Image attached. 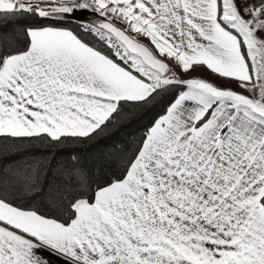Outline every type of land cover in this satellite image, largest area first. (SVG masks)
Wrapping results in <instances>:
<instances>
[{"label":"snow or ice","instance_id":"6c2138e0","mask_svg":"<svg viewBox=\"0 0 264 264\" xmlns=\"http://www.w3.org/2000/svg\"><path fill=\"white\" fill-rule=\"evenodd\" d=\"M0 264H264V0H0Z\"/></svg>","mask_w":264,"mask_h":264},{"label":"trees","instance_id":"16d2710c","mask_svg":"<svg viewBox=\"0 0 264 264\" xmlns=\"http://www.w3.org/2000/svg\"><path fill=\"white\" fill-rule=\"evenodd\" d=\"M9 30H11V26L9 27ZM151 114V112H149L147 115L142 113L137 114L130 122H127L125 126L115 129L111 139L103 141V144L119 142L128 137L130 134H134L141 124L150 118Z\"/></svg>","mask_w":264,"mask_h":264},{"label":"water","instance_id":"95a60500","mask_svg":"<svg viewBox=\"0 0 264 264\" xmlns=\"http://www.w3.org/2000/svg\"><path fill=\"white\" fill-rule=\"evenodd\" d=\"M87 19H89V20H90V19H93V17H91V16H88V17H87Z\"/></svg>","mask_w":264,"mask_h":264},{"label":"rangeland","instance_id":"374dc122","mask_svg":"<svg viewBox=\"0 0 264 264\" xmlns=\"http://www.w3.org/2000/svg\"><path fill=\"white\" fill-rule=\"evenodd\" d=\"M198 71H203V70H198ZM205 75H206V73H205Z\"/></svg>","mask_w":264,"mask_h":264}]
</instances>
